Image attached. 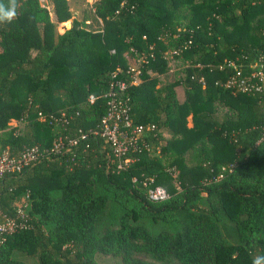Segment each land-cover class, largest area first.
<instances>
[{"label":"trees","instance_id":"16d2710c","mask_svg":"<svg viewBox=\"0 0 264 264\" xmlns=\"http://www.w3.org/2000/svg\"><path fill=\"white\" fill-rule=\"evenodd\" d=\"M51 2L56 22L71 17L67 0ZM93 8L97 29L73 19L57 32L41 0H17L16 17L0 22V153L37 146L44 155L0 179V210L15 216L21 205L27 219L0 241V264H33L14 252L38 264H98L99 254L122 264H252L264 256V93L223 81L235 71L229 61L245 73L264 63V0H96ZM168 50L185 74L159 84ZM142 55L135 74L129 61ZM120 80L131 126H154L122 169L93 133ZM216 100L236 117L217 120ZM58 137L64 146L51 152ZM155 185L168 196L151 199Z\"/></svg>","mask_w":264,"mask_h":264},{"label":"built area","instance_id":"2783aa9c","mask_svg":"<svg viewBox=\"0 0 264 264\" xmlns=\"http://www.w3.org/2000/svg\"><path fill=\"white\" fill-rule=\"evenodd\" d=\"M175 53V50H171ZM152 55V54H151ZM139 60L144 61L145 56L138 57ZM137 59V60H138ZM228 64L234 66L235 71L230 74L224 81L225 87H232L244 93H264V63L256 61L249 65V70L245 73L240 68L236 67L233 62ZM130 69L137 74L139 69L132 66ZM126 88V83L122 80L116 81L115 86L111 84L109 90L105 93L108 96L107 110L102 116V127L100 130H93V133L104 137L106 141L111 144L112 153L115 159V165L118 169L125 168L132 157L128 154L136 147V140L144 128H153V125H135L131 126L130 118L127 114V106L123 98V91ZM95 99L93 94L88 95L87 100L93 101ZM65 112L62 111L58 117L54 119L65 118ZM52 117V116H51ZM40 119L45 117L39 113ZM80 138L86 136L85 132L79 129ZM77 138H68V144H76ZM63 140L58 137L54 141L51 152L63 148ZM44 155L39 151L37 146H30L26 148L18 157L10 155L7 150L0 153V179L7 173L19 171L23 166H27L39 160ZM221 176V174L219 175ZM148 196L151 199H163L168 196L166 189L161 185H155L148 189ZM27 226L26 213L21 205H18L16 215L9 216L0 210V241L8 234L13 233L16 229Z\"/></svg>","mask_w":264,"mask_h":264},{"label":"rangeland","instance_id":"374dc122","mask_svg":"<svg viewBox=\"0 0 264 264\" xmlns=\"http://www.w3.org/2000/svg\"><path fill=\"white\" fill-rule=\"evenodd\" d=\"M96 0H67L68 9L70 11L71 17L69 19H66L61 22H56L55 16L52 12V2L51 0H41L43 5H45L48 9L49 16L51 20L55 23V30L59 33H62L66 28H68L73 19L77 20H83V22L88 24V27L91 29H97L101 27V21L100 19L96 18L94 15V8L93 3ZM35 51L32 50L31 53H34ZM165 58L167 59V69L164 73L157 75L159 79V84L172 82L175 79H178L180 77V80H182L184 74H185V66L186 62H182L180 59L176 58L174 56V53H172L170 50L165 51ZM136 57H132L129 61V65H131L133 68L138 69V65L141 62V60H136ZM151 74H153L151 72ZM175 94L179 101H182L184 98V86L182 83L175 85ZM214 117L217 120H221L225 118L226 116H234L236 117V110L228 107L227 105H224L220 101L216 100L214 102ZM187 125L191 126V115L189 114L186 118ZM11 125H15L19 131L23 129V124L21 122H16L14 119L10 122ZM174 174V173H173ZM173 184H175V181H172ZM20 204V203H19ZM14 256L24 260L29 263L38 264V258L36 255H28L25 253L20 252H14ZM96 261L98 264H122L120 261V258L118 256L109 255V254H99L96 256Z\"/></svg>","mask_w":264,"mask_h":264},{"label":"clouds","instance_id":"9594fccd","mask_svg":"<svg viewBox=\"0 0 264 264\" xmlns=\"http://www.w3.org/2000/svg\"><path fill=\"white\" fill-rule=\"evenodd\" d=\"M17 15V0H8L7 5L0 3V22H11ZM252 264H264V256H254Z\"/></svg>","mask_w":264,"mask_h":264}]
</instances>
